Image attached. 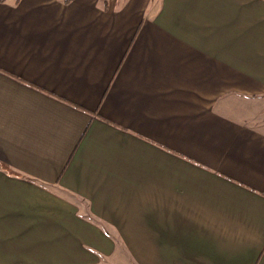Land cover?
Here are the masks:
<instances>
[{
  "label": "crops",
  "instance_id": "obj_1",
  "mask_svg": "<svg viewBox=\"0 0 264 264\" xmlns=\"http://www.w3.org/2000/svg\"><path fill=\"white\" fill-rule=\"evenodd\" d=\"M132 263L264 264V0H0V264Z\"/></svg>",
  "mask_w": 264,
  "mask_h": 264
},
{
  "label": "trees",
  "instance_id": "obj_2",
  "mask_svg": "<svg viewBox=\"0 0 264 264\" xmlns=\"http://www.w3.org/2000/svg\"><path fill=\"white\" fill-rule=\"evenodd\" d=\"M69 1H71V0H66V2H69ZM103 2H104V6L106 5V0H103Z\"/></svg>",
  "mask_w": 264,
  "mask_h": 264
},
{
  "label": "rangeland",
  "instance_id": "obj_3",
  "mask_svg": "<svg viewBox=\"0 0 264 264\" xmlns=\"http://www.w3.org/2000/svg\"><path fill=\"white\" fill-rule=\"evenodd\" d=\"M133 262V261H132ZM133 264V263H132Z\"/></svg>",
  "mask_w": 264,
  "mask_h": 264
}]
</instances>
